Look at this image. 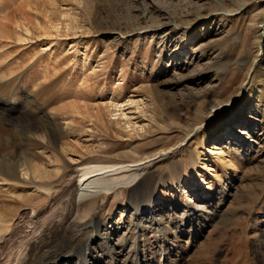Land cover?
Listing matches in <instances>:
<instances>
[{
	"label": "rangeland",
	"instance_id": "1",
	"mask_svg": "<svg viewBox=\"0 0 264 264\" xmlns=\"http://www.w3.org/2000/svg\"><path fill=\"white\" fill-rule=\"evenodd\" d=\"M27 151L63 185L78 167L154 160L136 171L145 196L123 187L98 202L127 255L166 246L173 264H264V0H0V159ZM183 179L198 191H173ZM19 192L3 256L30 209L40 224L58 210L46 192ZM196 193L206 217L179 230ZM150 201L154 214L138 211Z\"/></svg>",
	"mask_w": 264,
	"mask_h": 264
},
{
	"label": "bare ground",
	"instance_id": "2",
	"mask_svg": "<svg viewBox=\"0 0 264 264\" xmlns=\"http://www.w3.org/2000/svg\"><path fill=\"white\" fill-rule=\"evenodd\" d=\"M228 106L229 105H227V107ZM201 128L202 127L198 128L197 130H200ZM234 132L238 135H243L246 133L243 131L239 133V130H234ZM241 143L244 144L245 142L243 141ZM213 149H218L217 145L214 146ZM171 152L172 151L161 153V156H159V158ZM75 160L72 159L71 162L77 167L78 163ZM153 161L154 160H149L146 162L136 164L134 163L129 165H93L86 168L78 167L76 169V172L72 176H70L69 179H67V183L65 182L66 185L65 183L63 185L62 183L64 179L62 178V180L60 178V175L54 174L55 171L58 173L59 170L57 171L54 169L53 172V169H50L46 165L33 162L30 157V152L28 151L24 153L22 152L20 154H13L9 157H4L2 158V160L0 159V166L10 170V172L6 174L0 173V190L2 189L5 191L7 189H10L11 187H14L15 189L9 192H5L9 194L11 193V196L13 197L18 196L19 199H22L23 201L27 199L24 194H22V192H19L20 189H22V191H33L37 194L46 192L47 196L52 198L53 202L49 207H51L52 209L57 205L56 207L58 208L57 213L55 211L56 214L54 215V217L49 218L51 219V221H49L48 223L42 222L41 224L40 222H38L40 214L37 213V211L33 208L30 209L31 212L28 215V225L32 226L33 224H39L40 226L29 227L28 225H26L28 227L27 229L24 228V230H26L24 231L23 238L18 242L14 241L12 243L11 248L13 250H16L15 253H18L16 259L14 258L17 253L15 255L10 253L8 256H3V247H1L2 245H0V258L4 257L2 263L150 264V262H152V264H173V261L169 259L170 252L166 246H150L148 252L140 249L139 247H137V249H139V251H137V249L134 247V253L132 255L125 254V246L119 247L117 244L111 245L112 239H109V236H113V233L116 231L114 221L112 220L104 226H102L103 224L100 221H97V206L98 202L101 200L102 195H110L119 188H129L134 186L137 193L145 196L146 192H148L150 181L142 182V180L146 176L145 172L136 171L148 166ZM7 169L5 170L7 171ZM121 174L122 176H120ZM6 177L12 178L15 182L12 181L11 183L13 184L9 183L8 181L11 180L5 179ZM52 177L54 178V180L57 179V181H52L54 184H40L42 182L39 183L37 180L44 178L46 180L47 178H49L50 180ZM202 184L203 186L206 185L204 180H202ZM61 185L62 187H64L60 189ZM196 187V183L192 182V184L189 185L186 182V179H183V181H180L178 184L174 183L172 185L173 191L178 192L179 190H182L183 193H192V191L197 192L198 190ZM186 190H189V192H186ZM1 193L3 192H0V194ZM28 193L29 194H27V196L31 197L32 193ZM205 194L206 193H203L202 199L210 200L212 196ZM158 195L159 194H157L156 199L152 197L147 200L149 201L155 199L154 202L158 203ZM197 195L198 194L196 193L193 196H187L188 204L187 207H184L182 216L184 220L182 219L183 222L181 224L178 222V225L176 226L177 228H179V230L181 228V230L190 229L191 231V229H194V227L200 225V223H202V220L205 219L206 215L203 213L206 207H204L202 204L200 205V207H198V209L192 207V204L196 203V201L199 200V196L197 197ZM13 197H11L9 200L4 199L3 202L5 203V205H3L2 202L0 204V241L2 240L3 235L9 237L7 241H12L15 229L19 224V221L16 220V215H9L10 211L5 210V208L8 207L7 205L17 202V199L15 200ZM194 197H196V199H194ZM150 204H152L150 210L148 208H142V210L138 211H148L149 214H151L150 212L154 214L155 211L152 210V208L155 206V204H153L152 201L149 202V205ZM84 206L86 207V209H88L86 211L84 210L85 213H83ZM137 209L138 208H136V210ZM139 214L140 212H137L136 215ZM172 227L174 226L172 225ZM103 230H107V235L103 234ZM178 232L183 233L182 235L186 234L184 233V231ZM179 233L172 232V234L176 235H180ZM195 235L197 237V234ZM176 237L178 238V236ZM196 237H194V241ZM97 238L101 239V242L95 244V246L93 243H95L94 241ZM190 248H193V244ZM8 253L9 252H7V254ZM157 256L161 257L160 263H156Z\"/></svg>",
	"mask_w": 264,
	"mask_h": 264
}]
</instances>
